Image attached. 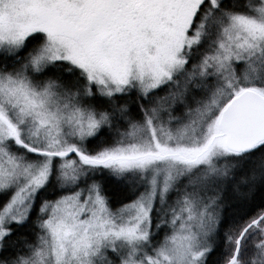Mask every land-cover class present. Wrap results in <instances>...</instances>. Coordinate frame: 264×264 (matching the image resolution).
Masks as SVG:
<instances>
[{"label": "snow or ice", "instance_id": "snow-or-ice-1", "mask_svg": "<svg viewBox=\"0 0 264 264\" xmlns=\"http://www.w3.org/2000/svg\"><path fill=\"white\" fill-rule=\"evenodd\" d=\"M0 264H264V0H0Z\"/></svg>", "mask_w": 264, "mask_h": 264}]
</instances>
